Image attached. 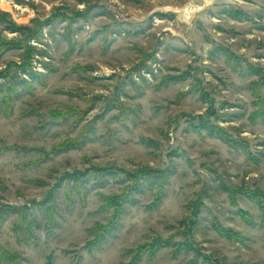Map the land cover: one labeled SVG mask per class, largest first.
Returning <instances> with one entry per match:
<instances>
[{
  "label": "rangeland",
  "instance_id": "obj_1",
  "mask_svg": "<svg viewBox=\"0 0 264 264\" xmlns=\"http://www.w3.org/2000/svg\"><path fill=\"white\" fill-rule=\"evenodd\" d=\"M0 264H264V0H0Z\"/></svg>",
  "mask_w": 264,
  "mask_h": 264
},
{
  "label": "trees",
  "instance_id": "obj_2",
  "mask_svg": "<svg viewBox=\"0 0 264 264\" xmlns=\"http://www.w3.org/2000/svg\"><path fill=\"white\" fill-rule=\"evenodd\" d=\"M163 246H164V245H161V246H160V245L158 244L157 247H156V250H158L159 248H161V247H163Z\"/></svg>",
  "mask_w": 264,
  "mask_h": 264
},
{
  "label": "water",
  "instance_id": "obj_3",
  "mask_svg": "<svg viewBox=\"0 0 264 264\" xmlns=\"http://www.w3.org/2000/svg\"><path fill=\"white\" fill-rule=\"evenodd\" d=\"M199 1H206V2H209V1H212V0H199Z\"/></svg>",
  "mask_w": 264,
  "mask_h": 264
}]
</instances>
